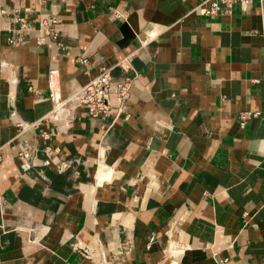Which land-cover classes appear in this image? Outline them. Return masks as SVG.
<instances>
[{
	"label": "crops",
	"instance_id": "1",
	"mask_svg": "<svg viewBox=\"0 0 264 264\" xmlns=\"http://www.w3.org/2000/svg\"><path fill=\"white\" fill-rule=\"evenodd\" d=\"M201 2L0 0V264H264V0ZM125 59L110 116L23 129Z\"/></svg>",
	"mask_w": 264,
	"mask_h": 264
},
{
	"label": "built area",
	"instance_id": "2",
	"mask_svg": "<svg viewBox=\"0 0 264 264\" xmlns=\"http://www.w3.org/2000/svg\"><path fill=\"white\" fill-rule=\"evenodd\" d=\"M239 3L242 9H247L253 0H202L198 6L207 16H214L222 13H229ZM119 17L118 13H115ZM59 21L55 16H43L40 20L39 33L43 36H49L54 39L58 37L57 25ZM129 60L125 59L127 66H123L126 74L122 80L115 79L112 70L103 68L101 74L90 81L81 91L69 98L61 96V82L58 72L53 70L49 74V95L48 100L51 102V110L40 120V123H32L23 127L24 130L34 129L47 121H54L65 118V111L69 110L68 116L72 115L71 111L76 108L86 110L89 118L96 119L100 117H108L112 113V98L118 97L122 101H127L131 95V88L135 79V74L131 71ZM122 65V63H121ZM67 116V117H68ZM246 117H242L245 120ZM244 123V122H243ZM41 137L44 140H50V133L43 131ZM22 165L28 169L36 158V149L28 143L20 142L15 145ZM50 148L46 152L50 153ZM3 156L0 152V164ZM218 264H231L229 259H221Z\"/></svg>",
	"mask_w": 264,
	"mask_h": 264
}]
</instances>
